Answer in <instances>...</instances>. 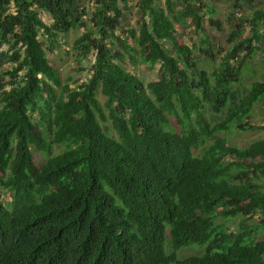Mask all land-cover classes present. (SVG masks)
I'll return each mask as SVG.
<instances>
[{"label":"trees","instance_id":"trees-1","mask_svg":"<svg viewBox=\"0 0 264 264\" xmlns=\"http://www.w3.org/2000/svg\"><path fill=\"white\" fill-rule=\"evenodd\" d=\"M244 5L222 45L206 0H136V24L131 0H0V264H264V135L230 140L264 131L251 121L264 4ZM80 27L78 59L94 58L73 87L41 34L57 44ZM129 61L160 63V77L145 83Z\"/></svg>","mask_w":264,"mask_h":264},{"label":"rangeland","instance_id":"rangeland-1","mask_svg":"<svg viewBox=\"0 0 264 264\" xmlns=\"http://www.w3.org/2000/svg\"><path fill=\"white\" fill-rule=\"evenodd\" d=\"M165 0H157L158 3L164 4ZM255 6L263 5L264 0H252ZM136 0H131V4L134 6V13L131 15L132 23L136 24L137 20V8L135 7ZM206 3L209 5V8L215 11V18L221 23V29H212L213 33V41L222 45L227 43L228 36L233 27L234 21L236 22V18L240 17L243 13H247L250 10L248 5H244L242 9L234 10L233 5L235 4V0H206ZM91 6V2H88ZM230 14L234 15V18L229 19ZM48 18L47 15H45ZM206 24L209 25L208 19H206ZM85 30V27H80L78 30L71 31L68 34H63L59 37V42L57 44L51 43L49 38L43 36L41 34V39L45 43V48L47 50V54L51 59L52 64L59 70L61 78L64 82H70L72 86H76L86 81L90 75L89 69L93 62V55H90L88 58L78 59L77 50L74 49L73 43L76 38ZM249 31V28H246L245 34ZM179 34L186 40V42L190 45L193 44V41L198 39L195 36V32L193 27L189 25L187 22H182L179 24ZM166 47L170 48V43L165 42ZM7 48V46H5ZM197 55H200V51L196 50ZM261 54L256 56L255 61L252 62L254 70L260 68V64L262 62ZM206 58H203L205 61ZM210 64L203 63L204 66L214 65V60H209ZM12 64L5 63L3 68H10ZM126 67L136 73L145 83H148L152 80H156L160 77V63H157L153 66H149L145 63L133 64L130 61L127 63ZM248 78H245V83L239 88L247 87ZM99 97L104 101V97L99 92ZM207 116L209 120L214 122V119H220L219 115H213L212 113L207 111ZM34 121L39 124L40 128L47 135V129L44 122L40 121L39 115L35 113L33 115ZM251 121L253 124L264 125V103L261 102L257 104L254 108ZM263 130H248V131H235L234 134L231 135L230 140L232 143L245 146L251 143L253 140L263 137ZM33 157L38 166L43 164L45 161V157L41 154V152L37 149H33ZM3 198L9 199L8 195L3 196ZM239 218L234 219L230 225V229L233 230L237 227V223ZM259 238L264 239V230L259 235ZM204 250V247H200L199 245H194L193 247L182 249L180 252L181 257L190 256L192 254L200 253Z\"/></svg>","mask_w":264,"mask_h":264}]
</instances>
